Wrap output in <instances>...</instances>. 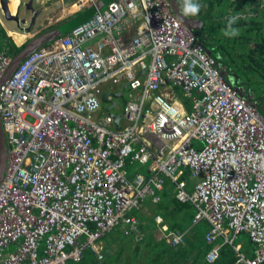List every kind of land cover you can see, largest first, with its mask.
Masks as SVG:
<instances>
[{"label":"built area","instance_id":"1","mask_svg":"<svg viewBox=\"0 0 264 264\" xmlns=\"http://www.w3.org/2000/svg\"><path fill=\"white\" fill-rule=\"evenodd\" d=\"M10 59L0 47V77ZM0 116V264H77L85 249L102 259L100 237L120 225L141 239L138 211L167 189L192 205V224L207 222V263L228 245L234 264H264V110L168 0H110L33 51L2 86ZM153 219L168 244L185 243Z\"/></svg>","mask_w":264,"mask_h":264},{"label":"trees","instance_id":"2","mask_svg":"<svg viewBox=\"0 0 264 264\" xmlns=\"http://www.w3.org/2000/svg\"><path fill=\"white\" fill-rule=\"evenodd\" d=\"M177 1L181 5L182 0ZM211 1L218 9L209 13L198 34L204 37L205 46L215 56L216 66L224 64L238 83L257 92L255 95L264 100V4L257 3L258 0ZM199 3L200 12L192 18L199 17L204 11L206 4ZM233 15L239 16L234 25L239 34L228 37L223 31L227 18ZM24 43H16L0 23V46L4 44L9 54L13 55ZM142 207L137 213L141 239L126 234L120 225H116L100 237L102 259L85 249L83 258L77 264H234V253L228 245L221 248L215 262L205 261V253L210 247L204 237L207 229L202 231L200 225L192 224L194 208L190 203L177 201L170 189L162 193L158 203L145 201ZM155 213L163 216L170 230L186 231L184 244L171 246L165 241L162 229L153 225Z\"/></svg>","mask_w":264,"mask_h":264},{"label":"water","instance_id":"3","mask_svg":"<svg viewBox=\"0 0 264 264\" xmlns=\"http://www.w3.org/2000/svg\"><path fill=\"white\" fill-rule=\"evenodd\" d=\"M110 0H98V4L92 3L89 5L85 10L76 13L69 18L56 23L54 26L47 28L39 33H36L34 36L30 37L23 45L22 47L16 51L13 55H11L10 62L4 72L2 73L0 77V102H1V90L2 86L8 80L10 75L16 70V68L19 66V64L33 51L37 50L38 48L50 43L54 39H56L59 36H62L66 34L68 31L76 27L79 23L83 22L87 18H89L91 15H93L97 9L102 8L106 5V3ZM171 8L173 11L179 16V18L182 20V22L190 29L192 30L198 39V41L202 44L206 52L213 56L212 51H210L205 45L206 41H204V37L201 34H198V30L205 20L207 19L211 8H212V1L211 0H199V2H204L206 4V8L204 12L197 18H189V17H184L182 14H180L179 9L180 5L177 0H168ZM33 0H28L25 2L26 8H29L32 11V16L28 22V25L25 26V29L29 31L30 27L34 24L35 22V17L38 15L39 10L33 8ZM0 8L2 10L3 16L6 20H15L17 22L21 21V23H26L25 18H22L21 20L19 19L18 14H13L11 12V8L9 5V0H0ZM24 28V26H22ZM206 47V48H205ZM216 59V58H215ZM216 61V60H215ZM239 85H241L239 83ZM238 91L239 89L236 88ZM240 92V91H239ZM240 94H242L240 92ZM115 96L121 97L122 92L114 94ZM247 97V90H245V94ZM248 98V97H247ZM102 100L103 102H107V92L102 94ZM249 100V99H248ZM115 102L111 101L109 106H106V110L108 111L111 106H113ZM114 123L115 126L118 128L119 127V116L114 114ZM7 158H8V147H7V142L5 139V134L2 128V122H1V116H0V182L2 180V177L4 175V171L7 165Z\"/></svg>","mask_w":264,"mask_h":264},{"label":"crops","instance_id":"4","mask_svg":"<svg viewBox=\"0 0 264 264\" xmlns=\"http://www.w3.org/2000/svg\"><path fill=\"white\" fill-rule=\"evenodd\" d=\"M26 1H28V0L22 1L21 3H24ZM76 1L77 0H33V3H32L33 8L39 10V13L35 17V22H34V24L35 25L37 24V26H38L37 27L38 29L36 28V31L37 30H43L45 27L50 26V24H52V22H55L57 20H65V18H69L70 17L69 15H71V13L73 11L71 6H73L76 3ZM93 1L94 2H92V1L86 2L84 6L78 8L77 11H74V13L72 15L85 10L92 3L98 4V0H93ZM257 3H259V4L263 3L264 4V1L258 0ZM10 4L12 7H13V5H16V6H14L15 8L13 7L14 10H11V12L13 14H15V12L18 10V12L20 13L19 15L22 18H25V20H26V23H23V25L27 26L28 22H29V20L33 14L32 11L29 8H27L26 10L23 7L19 8V5H18L19 2L18 1L17 2L16 1H11V2L9 1V5ZM0 12H1V15L3 16L1 8H0ZM49 16L51 18L52 17L53 18L50 19ZM0 23L6 29L7 35L14 37V40L16 43H22L21 41L20 42L18 41L17 37L27 36L26 34L30 33V31H31L30 30L28 32L27 31H23V32L21 31L20 32V30L16 26L15 22H13L11 20H6L5 18L3 21L1 18ZM33 25H32V27H33ZM35 25H34V27H35ZM32 30H33V28H32ZM33 33H36V32H33ZM33 33H30V34H33ZM2 46H4V44Z\"/></svg>","mask_w":264,"mask_h":264},{"label":"rangeland","instance_id":"5","mask_svg":"<svg viewBox=\"0 0 264 264\" xmlns=\"http://www.w3.org/2000/svg\"><path fill=\"white\" fill-rule=\"evenodd\" d=\"M18 2L20 1V2H22V1H25V0H17ZM78 1V0H77ZM77 1H76V3L73 5V6H71L72 7V13H71V15H69V16H72V14L74 13V11H77V9L79 8L78 7V5H77ZM13 5V4H12ZM10 6H11V4H10ZM15 5H13V7H14ZM12 6H11V8L14 10V8H13ZM2 18V21L4 20V17L1 15V12H0V19ZM49 18L50 19H52L50 16H49ZM46 19V18H45ZM65 19H67V18H65ZM60 21H63V20H57L56 22L58 23V22H60ZM49 22V21H48ZM55 22V23H56ZM7 25V24H6ZM9 26V25H8ZM38 26H37V24L35 25V27L33 28V30H31L30 31V33H33V32H38L39 33V31H41V30H37L36 31V28H37ZM38 29V28H37ZM20 30V29H19ZM22 30H20V32H21ZM23 32V31H22ZM30 33H28V34H26L27 36H24V37H17L18 38V41L20 42H26L30 37H32V36H34L35 34L33 33V34H30ZM220 70H221V72L223 73V76H224V79L227 81V82H229L230 84H231V86H234V87H236V88H238L239 89V91L242 93V94H245V90H247V97H248V99H249V102H250V104L253 106V107H255V108H257V109H259V110H261V111H263L264 110V100L261 98V96L260 95H258V96H256L255 95V93H257V92H252L251 91V89H248V88H246V86L245 85H239V83L236 81V78H235V76L233 75V74H231L229 71H227V68H226V66L224 65V64H218V66H217ZM178 91V90H177ZM117 105L113 108V111H115V112H117V113H120V109H121V107H122V103H123V99L122 98H117ZM103 106L105 107L106 105H104L103 104ZM196 144H198L199 146H202V142H200V141H197L196 142ZM151 223V222H150ZM198 225H200V228H201V230L202 231H205L206 229H207V222L205 221V220H202L201 222H199V223H197ZM153 225L155 226L156 224H154V222H153ZM236 242H239V243H241L242 244V246H243V248L244 249H247V250H251L252 248H253V245L251 244V242H250V240H249V238H248V236H247V234L245 233V232H241V233H239L238 235H237V238H236Z\"/></svg>","mask_w":264,"mask_h":264},{"label":"clouds","instance_id":"6","mask_svg":"<svg viewBox=\"0 0 264 264\" xmlns=\"http://www.w3.org/2000/svg\"><path fill=\"white\" fill-rule=\"evenodd\" d=\"M201 4L199 0H182L179 12L184 17H195L199 14ZM239 20L238 15L229 16L223 31V34L228 37H234L239 34V29L235 27L237 21Z\"/></svg>","mask_w":264,"mask_h":264},{"label":"flooded vegetation","instance_id":"7","mask_svg":"<svg viewBox=\"0 0 264 264\" xmlns=\"http://www.w3.org/2000/svg\"><path fill=\"white\" fill-rule=\"evenodd\" d=\"M27 2V1H26ZM25 3V2H24ZM24 3H21L20 1H19V8H25V10L27 9L26 8V6H25V4ZM222 4H224V3H222ZM221 4V5H222ZM205 8H206V5H205V7H204V10H205ZM218 9V7L217 6H215V4L212 2V8H211V11H213V9ZM21 10V9H20ZM210 11V12H211ZM204 12V11H203ZM202 12V13H203ZM15 14H18V16H19V19L21 20L22 19V17L19 15L20 13L18 12V10L15 12ZM210 16V14L208 15V17ZM192 18V17H191ZM11 21H13V22H15V24H16V26L20 29V30H22V31H27L26 29H25V25H23L22 23H21V21H19V22H17V21H15V20H11ZM56 22V21H55ZM55 22H52V24H50V26H48V27H45L43 30H45V29H47V28H50V27H52V26H54L56 23ZM61 22V21H60ZM35 25V24H34ZM34 25H33V27L31 26L30 27V29H29V31L30 30H32V28H34ZM22 26H24V28L22 27ZM43 30H41V31H43ZM41 31H39V32H41ZM28 32V31H27ZM36 33H38V32H36ZM36 33H34V34H36ZM206 48V47H205Z\"/></svg>","mask_w":264,"mask_h":264},{"label":"bare ground","instance_id":"8","mask_svg":"<svg viewBox=\"0 0 264 264\" xmlns=\"http://www.w3.org/2000/svg\"><path fill=\"white\" fill-rule=\"evenodd\" d=\"M9 1H10V2H11V1H16V2H17V0H9ZM15 6H16V5H15ZM10 8H11V6H10ZM11 10H13V9L11 8Z\"/></svg>","mask_w":264,"mask_h":264}]
</instances>
